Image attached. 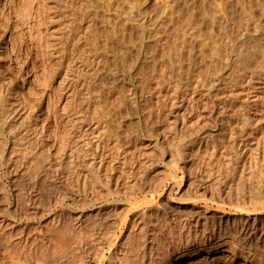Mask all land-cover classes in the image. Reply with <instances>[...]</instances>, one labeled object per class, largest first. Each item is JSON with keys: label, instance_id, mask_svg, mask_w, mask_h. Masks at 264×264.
<instances>
[{"label": "rangeland", "instance_id": "374dc122", "mask_svg": "<svg viewBox=\"0 0 264 264\" xmlns=\"http://www.w3.org/2000/svg\"><path fill=\"white\" fill-rule=\"evenodd\" d=\"M240 1H18L34 22L0 24V244L18 264H45L46 217L48 264H79L83 214L117 220L147 193V264L215 228L191 264H264V118L235 123L254 92L232 52Z\"/></svg>", "mask_w": 264, "mask_h": 264}, {"label": "bare ground", "instance_id": "6f19581e", "mask_svg": "<svg viewBox=\"0 0 264 264\" xmlns=\"http://www.w3.org/2000/svg\"><path fill=\"white\" fill-rule=\"evenodd\" d=\"M18 1L19 0H0V24L5 21L9 22L10 20H13V19H19L22 22H24L25 20L34 22V19L31 17H27V18L19 17L16 14ZM240 7H241V14L243 17L242 19L243 25H242V31H241L242 41H241V46L239 47L234 46V49L232 52L233 54L236 52L235 60L240 65V69L242 73L241 74L242 80L244 81V83H246L247 86H251L254 92L251 96L252 101L247 105L248 107L246 109L244 107L243 112L245 113L242 112L240 114L237 113L235 115L241 119L240 122L237 121L235 123L237 124V127L240 133H244V135L245 134L249 135L248 130L255 124L256 117L261 116L264 118V0H241ZM13 11H15V16H12ZM156 24L158 25L159 23H156ZM157 25L154 27L156 28ZM145 27L146 25L144 26V29ZM150 27L152 26H149V28ZM149 28H146V29H147V35L150 36L151 32L155 31L157 28L156 29L152 28L151 29L152 31L148 33ZM141 31L143 33V30ZM155 33L156 32H154L153 34ZM257 122H260V119ZM229 129H231V126L229 127ZM229 133H231L230 130H229ZM245 142L242 141L241 144L242 145L244 144V146L242 147H244L245 149H249V148H246L248 144ZM234 147H232V149ZM236 148H238V146ZM1 159L2 158H0V166L2 165V160H3ZM32 166L34 167V165H31L29 166V169L28 168L25 169V166H24V172L28 173V174L26 173L27 176L31 177L33 170L34 169L37 170L36 167L33 168ZM29 173L31 174L29 175ZM9 174H10V171H9ZM21 174H23V171L22 173L20 172V175ZM35 174L33 173V175ZM20 177H22V175ZM98 185L96 186L97 188L96 187L95 188L99 191V188L101 186L99 185L100 187L98 188ZM92 190H94V188H92ZM89 192H91V189ZM94 192H96V190H94ZM161 193H164V192L162 191ZM94 194L96 195L97 193H94ZM157 194H158L157 195V198H158V196L160 195V192H158ZM98 195L99 194H97L96 196ZM107 195L108 194H106L105 196ZM155 195L156 194L154 193H147L146 195L143 196V199H147V197L151 196L152 202L145 201V200H137L136 198L132 200L130 199L127 200V202L125 203L126 204L125 209H122V213L120 217L117 218V220H114L115 217H117L116 215L115 217H113L114 218L112 219L113 221L106 220V215L107 213H109V211L107 210L109 206L107 204H104L101 206L99 205L100 207L96 206L99 208H96L95 210H93L91 214L88 212H85V214H83L82 216V222H81L82 223L81 229H80L81 238L79 239L80 246L77 245L79 246L77 251L79 252V255H80V258H79L80 260L78 261L79 264H137V260H138V263L140 260V264H147L145 260L147 258L145 254L144 244L146 241V233L149 232V230L147 228V224L143 225L142 223L143 227L140 226V224H141V221L146 223L147 220L148 222L150 221L149 218L154 217V214L151 212V207L154 208L153 207L154 205L151 206L150 204L153 203V201L155 200V199L153 200V197L155 198ZM94 196L93 198H95ZM91 197H88V199ZM101 197L102 196H100V198ZM33 198L34 197H30L28 198L27 201L31 203L32 201H34ZM85 198L87 197L85 196ZM93 198L91 199L92 202L89 201L90 199L87 200L90 202V204L87 205L86 203H83L85 204V207L88 208L89 206L96 205V202L100 200L99 196H98L99 198L98 200L96 199L97 197L95 198V200H93ZM128 198H134V197L131 196ZM101 200H103V198H101ZM32 205H34V203ZM109 210L110 212L111 211L114 212L116 210V207L114 206L112 207V209L110 208ZM44 222L45 223L43 225V228L39 230V232L42 234V237H41L42 244L41 245L44 248V253L42 255V262L45 264H48V260H49L48 250L51 247L52 240H51L50 226H49L50 221L48 222V219L46 217ZM8 226L9 224L5 225V222L4 223L0 222L1 237L6 238L7 234L4 229ZM214 231H212L211 233L209 232L210 234L207 236L204 235L203 237L201 236V238L199 237V240L196 241L193 246L188 245L185 247H178L174 251L166 252L162 260L168 264L172 261V258L178 256L174 260L173 262L174 264L175 262H178L183 258L185 259L184 261L181 262V264H191L192 263L191 260L195 259L200 253L207 254V255H210L211 253L216 254L215 250L218 247L217 246L218 244L212 245V241L215 239ZM238 235L239 237H242L243 233L239 232ZM137 236L140 237L139 238L140 241L137 240ZM7 246H9V242L7 243ZM8 250L9 248H6V246H2V242H1L0 244V264H18L15 258L12 257L13 255L10 254V252L12 251L11 250L8 251ZM74 251L76 252V250ZM181 252L184 253L183 257L180 256L182 254ZM232 252L234 253V251ZM205 262L207 264H213L212 261L206 260ZM21 264H39V263L24 262ZM149 264H153V263H150L149 261Z\"/></svg>", "mask_w": 264, "mask_h": 264}]
</instances>
